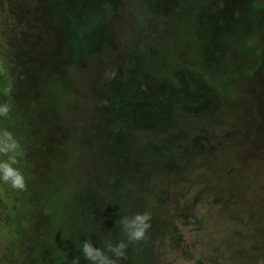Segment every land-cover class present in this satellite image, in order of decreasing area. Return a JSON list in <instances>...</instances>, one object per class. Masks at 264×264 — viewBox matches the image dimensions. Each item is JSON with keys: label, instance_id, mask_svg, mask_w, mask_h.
<instances>
[{"label": "rangeland", "instance_id": "rangeland-1", "mask_svg": "<svg viewBox=\"0 0 264 264\" xmlns=\"http://www.w3.org/2000/svg\"><path fill=\"white\" fill-rule=\"evenodd\" d=\"M50 4L57 39L32 36L27 47L17 44L11 51V111L0 121V131H11L22 145L16 167L27 187L46 174L40 146L63 145L75 132L71 123L59 120L68 103L66 92L72 91L67 76L77 73L94 48L89 42L78 53L73 34L85 28V14L96 20L95 14L107 11L90 26L99 23L107 42L117 30L122 37L128 33L132 41L127 43L140 48L132 61L142 75L138 82L125 83L119 75L108 79L105 73L112 70L102 75L104 84L96 93L111 122L98 135L107 145L105 154L112 156L113 172L102 174L101 201L89 204H96L98 213L105 206V225L117 227L112 224L120 210L126 213V206L142 203L128 192L141 194L144 201L151 196L156 222L148 233L159 264H240L241 239V257L255 261L261 255L259 240H264V0ZM129 6L139 15L131 16ZM114 127L119 128L116 146L109 143ZM77 166L71 159L62 167L72 173ZM66 175L77 185L70 204L86 206L84 179ZM219 206L225 214L217 212Z\"/></svg>", "mask_w": 264, "mask_h": 264}, {"label": "trees", "instance_id": "trees-1", "mask_svg": "<svg viewBox=\"0 0 264 264\" xmlns=\"http://www.w3.org/2000/svg\"><path fill=\"white\" fill-rule=\"evenodd\" d=\"M127 9L131 16L140 13L131 6ZM52 13L50 0H0V104L7 102L6 89L10 87L9 82L14 69L11 64V51L17 44L27 47L30 43L28 38L32 36L43 41L53 43L56 41L53 28L57 27V20ZM104 14L107 16V11L103 15L95 14L94 17L100 21V18L105 17ZM92 17L89 13L85 14L83 18L85 28L73 34L77 38L75 44L78 53L89 46V42L93 45L94 51L86 52L83 65L78 66L77 73L72 77L67 76L68 80L72 81V91L66 92L68 103L61 108L64 118L59 119L61 122L66 120L67 123H71L75 132L64 139L63 145L60 143L56 147L49 142L51 147L46 144L40 146L42 159L46 163V174H43L40 183H33L26 191H18L1 181L0 264H71L77 256L80 257V264H88L79 249L81 242L90 239L94 246L106 250L110 244L125 239L119 224L117 227L106 224L105 227L104 216L101 215L105 212V206H101L98 213L95 209L96 204H89L101 201L104 191L97 189L106 182L102 174L112 175L113 172L112 156L109 152L108 155L105 154V151H108L105 148L107 145L98 135L110 118L102 107L103 99L98 97L96 90L104 84L102 75L107 69L115 71V75L122 76L124 83L138 82L142 74L132 60L140 48L128 44L132 38L130 40L128 33L123 34L126 37H122L118 30L109 38L113 40L112 42L105 41L103 35L106 30L98 27L99 23L96 27L90 26L96 21ZM100 38L104 41H98ZM130 61L131 65L127 67ZM92 82L96 84L95 89ZM3 118L0 117V121ZM192 120L194 121L193 117ZM63 125L67 127L66 124ZM114 128L113 134L110 135L112 139L109 141L112 146H116L115 141L119 132L118 127ZM58 150L62 151L63 155ZM71 159L77 162V169L79 168L72 173L62 167L70 163ZM60 167L63 169L59 170ZM105 169H108L106 173ZM67 173L76 178L80 175L84 179V187L87 188L90 199L86 206L78 205V201L77 203L72 201L70 204L71 193L77 194V185L73 184L75 182L73 180L69 183ZM216 188L217 182L214 185V189ZM128 194L129 198L134 197L135 201H142L141 205L126 206V213L120 210L117 222L112 225L119 223L122 216L143 212L151 214L154 202L151 196L146 195V203L141 194L136 192ZM105 205L111 207L109 203ZM87 208L91 209L89 213ZM224 208L219 206L217 212L225 214ZM112 214L115 217L116 211H112ZM155 222L156 218L151 214L150 225ZM115 230L119 231L121 236H116ZM149 231L150 228L147 230L145 240L129 245L127 258L121 260L120 264H159L156 244L154 238L149 236ZM251 238L258 240L254 236ZM243 240L241 239L239 245L242 251L236 256L240 257V264H264V240H259L261 255L256 256L255 261L249 255L241 257L244 252ZM215 241L221 244L219 239H214V243Z\"/></svg>", "mask_w": 264, "mask_h": 264}, {"label": "clouds", "instance_id": "clouds-1", "mask_svg": "<svg viewBox=\"0 0 264 264\" xmlns=\"http://www.w3.org/2000/svg\"><path fill=\"white\" fill-rule=\"evenodd\" d=\"M115 71L106 72L108 79L115 76ZM12 89H6V94L10 95ZM11 111L8 102L0 104V117H7ZM24 151L20 142L13 133L7 129L0 131V181L11 186L18 191H26L27 184L23 173L16 165ZM151 214L148 212L135 213L132 216H122L119 220L121 232L125 239L116 244H110L107 249L94 246L89 239L80 244V251L88 264H120V261L127 258L129 245L138 243L146 239L147 230L150 228ZM71 264H80V257L77 256Z\"/></svg>", "mask_w": 264, "mask_h": 264}]
</instances>
